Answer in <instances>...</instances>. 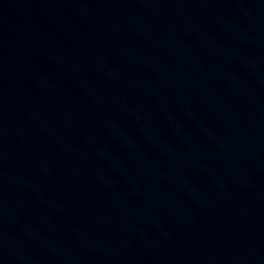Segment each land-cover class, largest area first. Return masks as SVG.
<instances>
[{
	"label": "water",
	"instance_id": "95a60500",
	"mask_svg": "<svg viewBox=\"0 0 264 264\" xmlns=\"http://www.w3.org/2000/svg\"><path fill=\"white\" fill-rule=\"evenodd\" d=\"M0 264H264V0H0Z\"/></svg>",
	"mask_w": 264,
	"mask_h": 264
}]
</instances>
